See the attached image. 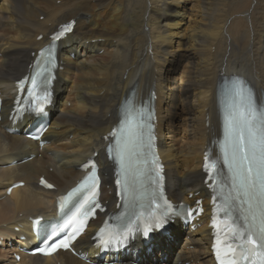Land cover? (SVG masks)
Segmentation results:
<instances>
[{"label": "bare ground", "instance_id": "obj_1", "mask_svg": "<svg viewBox=\"0 0 264 264\" xmlns=\"http://www.w3.org/2000/svg\"><path fill=\"white\" fill-rule=\"evenodd\" d=\"M55 1L0 0V233L14 236L13 228L26 217L48 212L51 198L74 183L81 175L79 164L94 150L101 170L108 171L100 137L116 122L118 105L131 92L139 102L156 90L158 149L168 197L191 202L188 194L197 191L200 197L205 193L201 153L221 132L222 78L241 76L259 99L264 96V0ZM69 18L76 23L59 41L63 69L53 87L55 107L44 133L48 143L39 150L35 142L3 129L13 97L8 90L24 74L31 51ZM30 153L35 154L30 161L7 166ZM40 175L55 190L37 187ZM15 181L24 185L5 195ZM98 222L76 240V249L92 251L88 237ZM202 222L195 231L177 226L148 255L136 242L133 252L115 264H161L157 259L167 254L165 264H212L206 216ZM11 245L0 249V264H90L68 252L45 258L21 254L14 261L7 256L15 250ZM90 258L102 264L92 252Z\"/></svg>", "mask_w": 264, "mask_h": 264}, {"label": "snow or ice", "instance_id": "obj_2", "mask_svg": "<svg viewBox=\"0 0 264 264\" xmlns=\"http://www.w3.org/2000/svg\"><path fill=\"white\" fill-rule=\"evenodd\" d=\"M71 30V24L62 26L61 32L53 37L54 40L64 36ZM40 61H43L41 63ZM54 67V59L50 50H42L36 65V71L30 78L31 87L28 93L31 96L33 89L44 84L51 83L50 68ZM41 78L43 80L41 81ZM25 80L18 82V87L23 89ZM230 103L224 117V139L221 143L223 163L230 173V190L224 197L220 211L229 219L232 218L233 211L239 210L243 225H235L231 229V237L221 241L217 239L213 245H222L225 256H230V260H221L220 249H217V259L220 264H264V106H258L253 98L252 91L241 79H234L229 89ZM154 114L145 107H136L131 101L128 102L127 109L123 112V118L119 122L117 129L109 135L116 141L115 145H109L108 151L113 154V159L119 166L117 184L123 186L124 193L136 198L135 187L129 184V175L132 177L133 185L139 182L146 172H155V177L151 183L153 188L149 199L155 209H161L159 215L149 213V220L144 232L147 235L153 229H163L168 222L169 212L172 206L163 200V189L160 181L161 166L159 158L155 155L153 142ZM107 139V137H105ZM208 156L205 155V169L209 172V179H213L216 170V163H208ZM88 167V165H85ZM93 172L85 177L81 183V189H86L91 185V192L76 206L75 212L69 220L62 226L63 228L73 227L74 233L79 229L75 227L81 221H77L78 215H87L89 210L100 205L96 202L98 196L99 178L95 175V164H92ZM43 183V181H41ZM213 183H216L213 180ZM219 186V185H218ZM52 187V185H47ZM131 187V192L129 191ZM80 189H74L69 193L73 196ZM146 194V193H145ZM68 198H61L63 208ZM162 201V203L160 202ZM136 219H128L127 226L123 229V236L116 233L115 239L123 242L127 235L133 231H139L137 221L143 222V213H133ZM213 227H216V216H213ZM101 233L104 232L102 228ZM53 230L51 235L44 241L52 240L56 236ZM74 238V235L71 237ZM239 241V243H237ZM105 246L109 241H102ZM68 241L60 240L53 243L50 250L54 251L58 247L67 248ZM43 251V249H40ZM254 257H259V261Z\"/></svg>", "mask_w": 264, "mask_h": 264}, {"label": "rangeland", "instance_id": "obj_3", "mask_svg": "<svg viewBox=\"0 0 264 264\" xmlns=\"http://www.w3.org/2000/svg\"><path fill=\"white\" fill-rule=\"evenodd\" d=\"M55 2H57V1H55ZM250 44V43H249ZM101 53V51H98V54H100ZM67 106H69V103H67ZM20 216V215H19ZM10 255L8 254V257H9Z\"/></svg>", "mask_w": 264, "mask_h": 264}]
</instances>
